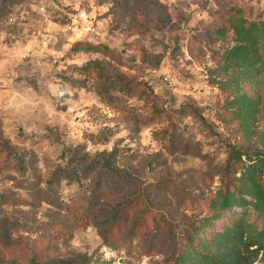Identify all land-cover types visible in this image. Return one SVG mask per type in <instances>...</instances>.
Listing matches in <instances>:
<instances>
[{"label": "rangeland", "instance_id": "rangeland-1", "mask_svg": "<svg viewBox=\"0 0 264 264\" xmlns=\"http://www.w3.org/2000/svg\"><path fill=\"white\" fill-rule=\"evenodd\" d=\"M235 16L264 20V0H0V264H173L237 222L195 231L230 151L236 177L264 158V58L234 70ZM76 195L92 205L72 221Z\"/></svg>", "mask_w": 264, "mask_h": 264}, {"label": "trees", "instance_id": "trees-1", "mask_svg": "<svg viewBox=\"0 0 264 264\" xmlns=\"http://www.w3.org/2000/svg\"><path fill=\"white\" fill-rule=\"evenodd\" d=\"M231 29L235 35V46L228 52L230 63L236 72L240 70H247L248 67L254 63H260L264 58V20H247L242 16H235L231 18ZM88 66V65H87ZM87 66L81 67L79 70L85 72ZM230 156L233 158L231 165H226L225 180H221L219 188L214 193L213 198L206 204V207L211 211L210 216L204 217L196 228V232L201 226L206 225L212 219L216 220L222 217L225 211L231 210L234 207H242V213L237 215L235 219L237 222L228 224L227 229L215 239L198 238L194 239L191 235L187 236V245L185 250L176 258L173 264H252L250 261V254L253 252H264V180L258 174V167L264 162L263 156H255V160L252 164L245 167L240 171L239 176H235L236 168L233 167L237 161H241L240 154L238 152L230 151ZM252 161V157H248ZM253 166L256 168L253 169ZM229 175H232V179H229ZM61 204V210L72 221L78 220L77 208L85 210L91 207L92 201L80 195L72 196L69 198V202ZM251 209L255 217L261 219L262 227L259 232L251 228V224L244 223L243 218L246 213ZM208 214V215H209ZM56 229V227H53ZM59 229L62 227L59 226ZM56 231V230H55ZM196 240L198 247L205 248L211 243L221 242L222 245H233L239 243V247L242 252H247L249 256L245 254H239L237 257H227L225 259H214L206 256L205 254L199 255L198 252L192 251V241ZM238 241V242H237ZM251 246H256V250H250ZM188 251V252H187ZM192 252L189 263L188 254ZM24 264H83V259L71 261H57V262H45L39 260L41 254L32 251H23ZM222 254V253H220ZM202 256V257H200Z\"/></svg>", "mask_w": 264, "mask_h": 264}]
</instances>
